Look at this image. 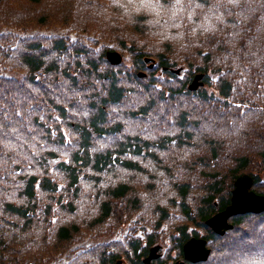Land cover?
<instances>
[{
	"label": "trees",
	"instance_id": "obj_1",
	"mask_svg": "<svg viewBox=\"0 0 264 264\" xmlns=\"http://www.w3.org/2000/svg\"><path fill=\"white\" fill-rule=\"evenodd\" d=\"M26 3L37 24L66 28L13 40L26 7L0 0L19 8L0 12V59L16 68L0 73V264H38L30 246L43 241L66 251L63 264H146L160 241L153 261L165 262L190 234L208 252L184 264L264 262V209L231 214L221 233L203 220L242 171L264 192L248 170L264 165V0H185L191 18L166 30L145 15L129 23L108 0Z\"/></svg>",
	"mask_w": 264,
	"mask_h": 264
},
{
	"label": "water",
	"instance_id": "obj_2",
	"mask_svg": "<svg viewBox=\"0 0 264 264\" xmlns=\"http://www.w3.org/2000/svg\"><path fill=\"white\" fill-rule=\"evenodd\" d=\"M104 55L111 63L117 62L120 59V55L116 50L105 49ZM143 59L148 60L147 56H143ZM147 65H151V59L147 62ZM178 67L174 68V71H178ZM138 74L142 73V70H138ZM201 72H194L186 83L188 88H194L197 84L201 83ZM251 175L245 171L236 174L232 178L233 185L230 187L228 201L220 208L212 211L204 217V222L213 230L218 233L222 232L225 228L230 227L231 222L227 220V216L242 211H258L264 208V193L255 192L250 187ZM182 257L189 260L202 259L206 256L208 247L205 245V239L199 235H188L181 242ZM158 244L153 243L148 246L147 252L142 256V260L148 264H151L149 259L156 256L155 249ZM120 259H115L113 264H118ZM183 260L178 259L174 261V264H182ZM121 264H125L121 262ZM162 264V263H159Z\"/></svg>",
	"mask_w": 264,
	"mask_h": 264
},
{
	"label": "rangeland",
	"instance_id": "obj_3",
	"mask_svg": "<svg viewBox=\"0 0 264 264\" xmlns=\"http://www.w3.org/2000/svg\"><path fill=\"white\" fill-rule=\"evenodd\" d=\"M15 2L18 5H24L26 8L22 12L23 19L21 18L24 21L20 20V22L22 21V23L20 24V22H19V24L17 25V26H19L17 28H20V29L15 30L13 28L12 31H10V33H9L11 39L15 40V38L17 36H22L23 33L35 32L36 36H40L42 33L50 32V31H54V30L62 31L63 28L65 27V26L63 27V25H65L63 22H62V24H59V22H60L59 20L53 19L51 17H47L48 22L46 23L47 24L46 26H45V24H41V25L37 24L36 21L38 19H34V18L40 10H38L36 8V6L27 5L26 0H15ZM18 9L19 8H17L16 6L10 7L7 4H0V12L17 11ZM25 19H26V21H27L26 23L28 25H25L26 24ZM68 21L69 22L75 21V18H73L71 16L68 19ZM25 27H28V28L25 29ZM67 28L69 29V27H67ZM2 30L5 31L4 26H2ZM44 36H42V38ZM2 40H3V38L0 37V47H2V44H3ZM0 54H1V52H0ZM15 69L16 68H12L10 62L5 61V59L4 60L0 59V73L5 74V76L15 75L16 74ZM167 157H173L174 158V156H172L171 154H167ZM227 161L228 160H224L225 163ZM248 170H249V172L254 173L257 176L258 180L264 182V165L255 164V163L250 162L248 164ZM263 186L264 185H262L261 187H263ZM119 210L122 214H127V213L131 212V210L126 206H125V209H119ZM66 216H67L66 212L62 211L60 208L55 207L54 215H52V217L54 219L60 220V219H64ZM114 230H116V229L111 230V232H113ZM108 232L107 233L103 232L101 234H96V235L93 234V235L88 236L86 239L91 238L93 240V242L98 241V240L103 239L106 235L108 236V234H109ZM121 236H122V232L118 230V231H114V233L110 234L108 238H111V237L120 238ZM24 239L26 240V237H24ZM155 242L160 244L159 248L161 250H165L166 244H164L163 242H160V241L159 242L155 241ZM53 243L54 242H52L51 245ZM46 247H47V249H46ZM53 249H54V247L49 249V242L48 241H43L39 244L35 243V244L30 246L31 252H33V251L38 252L37 253V260H35V262H38V264H63L65 261V257L63 255L65 254L66 251H62L61 253L55 254ZM50 255H52V256H50ZM158 257H162V256L159 255ZM180 258H181V256L173 257V255L171 254V256L166 258L165 263L173 264L175 260H178ZM124 263L126 264L125 260H124ZM153 263H155V262L153 261Z\"/></svg>",
	"mask_w": 264,
	"mask_h": 264
},
{
	"label": "clouds",
	"instance_id": "obj_4",
	"mask_svg": "<svg viewBox=\"0 0 264 264\" xmlns=\"http://www.w3.org/2000/svg\"><path fill=\"white\" fill-rule=\"evenodd\" d=\"M107 6L119 10L129 22L135 23L139 15L150 17L149 23L160 26L165 30L168 27H179L182 18L187 15L191 18L192 12L185 6V0H108ZM194 11V9H192ZM214 20H219L215 14L204 17L199 25L205 32L215 29ZM264 264V262H259Z\"/></svg>",
	"mask_w": 264,
	"mask_h": 264
},
{
	"label": "bare ground",
	"instance_id": "obj_5",
	"mask_svg": "<svg viewBox=\"0 0 264 264\" xmlns=\"http://www.w3.org/2000/svg\"><path fill=\"white\" fill-rule=\"evenodd\" d=\"M113 50H115V49H113ZM117 51V50H116ZM118 52V51H117ZM119 53V52H118ZM119 55H120V53H119ZM106 58V57H105ZM120 58H121V55H120ZM107 59V58H106ZM143 75V74H142ZM250 183H251V181H250ZM249 187H250V184H249ZM251 188V187H250ZM254 191V190H253ZM264 209V208H263ZM263 209H261V210H263ZM256 212V211H255Z\"/></svg>",
	"mask_w": 264,
	"mask_h": 264
},
{
	"label": "flooded vegetation",
	"instance_id": "obj_6",
	"mask_svg": "<svg viewBox=\"0 0 264 264\" xmlns=\"http://www.w3.org/2000/svg\"><path fill=\"white\" fill-rule=\"evenodd\" d=\"M228 219H229V216H228Z\"/></svg>",
	"mask_w": 264,
	"mask_h": 264
}]
</instances>
